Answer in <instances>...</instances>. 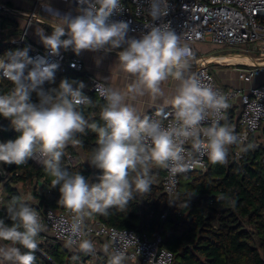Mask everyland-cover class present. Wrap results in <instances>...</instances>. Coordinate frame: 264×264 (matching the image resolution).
I'll return each instance as SVG.
<instances>
[{
    "label": "clouds",
    "instance_id": "1",
    "mask_svg": "<svg viewBox=\"0 0 264 264\" xmlns=\"http://www.w3.org/2000/svg\"><path fill=\"white\" fill-rule=\"evenodd\" d=\"M44 11L61 20L51 26V34L36 30L50 55L59 56L61 49L69 48L76 55L84 50L107 53L120 49V66L135 78L129 91L139 96L147 93L153 99L164 96L162 82L170 77L178 82L170 100L177 121L173 126L165 128L159 120L141 118L136 108L126 103V93L103 84H98L96 91L106 100L101 112L104 124L89 125L80 110L92 104L82 91L83 82L64 78L57 87L45 89L46 82H55L58 65L43 57H31L27 47L9 50L6 58H0V77L13 85L10 93L0 95V116L9 119L19 133L16 139L0 143V163L23 165L39 155L38 162L53 178V187L59 186L58 202L73 213L67 245L79 241L80 250L91 254L94 245L84 238L85 217L93 213L108 215L113 207L123 211L134 192H150L149 164L185 171L199 163L186 162L183 145L188 141L198 155H207L213 164H225L227 146L240 141L232 126L220 124L230 107L228 97L190 72L193 50L169 23H151L140 38L129 37V23L111 19L124 11L121 0H78L79 14L75 16L61 15L49 3ZM148 14L152 22L162 20L168 15V0H149ZM33 93L38 103L32 101ZM210 117H214L211 124L203 127ZM86 127L98 135V147L90 160L102 170L98 183H90L79 172L70 173L60 164L69 142L82 146L76 134L84 133ZM7 214L12 223L0 219V241L11 243L0 246V258L10 264H35L36 238L45 229L39 213L25 198L13 197ZM124 236L129 242L136 241L134 235ZM17 245L28 251L22 252ZM124 262L122 251L109 259V264Z\"/></svg>",
    "mask_w": 264,
    "mask_h": 264
},
{
    "label": "trees",
    "instance_id": "2",
    "mask_svg": "<svg viewBox=\"0 0 264 264\" xmlns=\"http://www.w3.org/2000/svg\"><path fill=\"white\" fill-rule=\"evenodd\" d=\"M49 29L52 31V27ZM16 49L18 46L12 40L0 41L3 58H6L7 51ZM80 74L72 69L66 73L56 72L55 82H46L44 88L57 87L64 78L76 80ZM12 89V83L1 77L0 95L8 94ZM31 99L38 103L35 93ZM105 105V101L92 94V104L81 106L89 125L104 124L101 112ZM234 118V110L230 109L225 123H237ZM236 125L238 130L240 127L238 123ZM18 135L11 121L0 116V143L14 140ZM76 138L82 146L69 142L63 150L61 167L70 173L79 172L90 183H98L102 170L90 163L93 151L98 147V135L91 127H86L84 133L76 134ZM254 138L256 135L244 145L239 160L232 158L236 146L233 144L227 146V163L213 164L209 160L206 171L180 173L178 192L170 200L163 187L165 168L149 164L150 192H134L133 199L123 211L113 207L108 210V215H91L109 226L134 228L150 237L161 233L162 246L174 252L175 264H264V147L256 146ZM79 148L86 154V160L68 165L67 156L76 155ZM2 166L8 174L3 182L6 202L10 203L13 197H22L23 190L32 188L38 206L65 208L58 202L59 186L53 187V178L42 164L31 158L23 165L2 163ZM38 179H43L49 188L47 194L37 193L34 181ZM166 211L167 217L162 219L161 215ZM0 219L9 225L12 223L8 214ZM21 251L28 250L21 247ZM34 255L35 264H72L78 255L81 259L89 258V254L81 250L70 252L60 242L52 240L39 243ZM100 256L98 264H109L111 256Z\"/></svg>",
    "mask_w": 264,
    "mask_h": 264
},
{
    "label": "built area",
    "instance_id": "3",
    "mask_svg": "<svg viewBox=\"0 0 264 264\" xmlns=\"http://www.w3.org/2000/svg\"><path fill=\"white\" fill-rule=\"evenodd\" d=\"M44 1L46 0H34L32 12L29 14L31 18L36 17V10L39 5L44 4ZM60 1L78 7V0ZM121 5L124 11L114 15L111 19L128 22L131 29L128 33L129 37L140 38L149 30L147 26L151 25V23L157 25L169 23L170 27L181 35L182 42L186 43L194 53V59L191 62L193 73L198 76L203 84L228 97L230 107L225 113V119L220 120L221 125L226 124L225 122L232 106L239 104L237 123L240 129H236V122L230 125L234 131L236 130L235 134L240 141L232 152L234 160H239L242 157L244 145L250 140L251 136L260 133L262 129L263 135L261 137L256 136L253 139V143L256 146L264 147V80L260 84L249 88H221L217 85L213 71L210 68V64L215 62L212 59V55H199L196 46L197 43L207 40L222 46H243L253 41L259 42L254 49L260 52L261 57L256 59L259 63L264 64V0H168V15L163 17L162 20L155 22H152L148 14L149 0H121ZM14 42L19 49H22L27 41L22 37ZM247 51H249V48H247ZM30 56L34 58L43 57L48 62L56 63L58 68L55 73H66L71 69L80 72L83 71L85 65L81 55H70L66 50L61 49L59 56H52L47 48L37 44L31 45ZM228 64L239 65L238 78L246 82L252 81L264 70V66L257 64L256 61L252 63L230 62ZM98 84L108 87L103 81L92 77L91 84L82 91L91 100L92 94H95L99 99L106 102L104 97L96 91ZM144 116L159 120L165 128L177 123L175 109L172 105L155 108ZM212 119L214 117H210L202 126H209ZM183 148L186 162L191 163L193 160H197L199 163L192 165L185 171L165 168L163 187L169 200L178 192L180 173L206 171L208 168L209 159L207 155L200 156L195 153L191 141L186 142ZM32 159L39 163L38 161L41 157L36 155ZM73 160L74 156L69 154L67 156V164L74 165ZM5 173L6 170L3 169L2 174ZM8 204L5 201L3 189H0V216L7 214ZM31 207L37 210L41 222L45 225L44 231L40 232L38 234L39 237L36 238L38 244L52 240L60 242L70 252L80 251L79 241L76 245H67L73 224V213L66 208L56 209L50 205L45 207L32 205ZM161 216L162 219H166L167 211ZM83 229L85 232L84 238L90 239L94 245L93 253L89 254L91 257L88 259H92L89 264H98L101 258L100 252L95 246L98 241L107 244L109 250L107 254L109 256L117 251L124 252L127 262L175 264L174 252L162 246L163 237L161 233L150 237L134 228L109 226L93 215L85 217ZM125 233L128 236L134 235L137 242L134 239L129 242L124 236ZM87 261L84 260L85 263ZM126 261L124 264H128ZM79 264H84L82 259L79 260Z\"/></svg>",
    "mask_w": 264,
    "mask_h": 264
},
{
    "label": "crops",
    "instance_id": "4",
    "mask_svg": "<svg viewBox=\"0 0 264 264\" xmlns=\"http://www.w3.org/2000/svg\"><path fill=\"white\" fill-rule=\"evenodd\" d=\"M54 1L56 0L44 1L45 4L47 3L44 6V8L48 7V3L49 4L55 3ZM57 1L60 2L61 4H66V3L61 2L60 0H57ZM33 6H34V3H33ZM29 8H30V5L29 4L26 5L25 2L21 0H0V41L1 40L6 41L10 39L14 42V41L19 40L20 38L18 39V36L21 35L20 31L22 27H24V32L22 34L23 35L22 37H24L25 40L27 41L26 42L27 48H30L32 44H35V45L37 44L42 47H45V45L40 40V37L36 34V30L42 29L45 31V34L48 35V34H51V31L49 28H51L52 25H56L61 22H59L58 20H56V18H53L52 16L44 14L46 11L43 12L42 10L37 12L36 17L31 18L29 14L32 12L33 8L31 10H29ZM53 9L56 10L55 8ZM30 23H33V26H34L33 28L34 31L31 35H29L30 31L28 32V34H26V29ZM3 29L5 30L2 31ZM63 38H67V37L65 36ZM24 48H25V45L23 46L22 49ZM66 51L70 55L75 54L74 52L71 51V48H69ZM118 51H120V49L112 50L107 53L103 51H98V52H91V51H86V50L81 51L79 55L83 57L85 61V65H84L83 71H80L81 74L77 77L76 81L83 82L85 84V87H88L91 84V78L95 77L103 81L108 86V88L120 90L126 93L127 94L126 103H129L133 107H135L138 114L141 116V118L146 113H148L149 111L155 108L171 106L172 104L170 103V100L175 94V90L178 86V82L172 79L171 77L168 80L162 82L161 89L164 92V96L158 97L156 99H153L147 93L143 96H139V95H136L135 93H131L129 89L131 88L132 84L135 82V78L131 74L123 71L122 67L120 66L118 62V55H117ZM240 54L250 55L254 59L257 58V56L251 55L250 51L247 53L245 52L242 53V51L238 50V52H232V53L225 54V55L238 56ZM0 58H3L1 54H0ZM97 59H99L100 61L99 64L96 63ZM211 64H214V65L217 64V65L211 67ZM211 64H210V68L211 70H214V71H217V69L219 71L220 67L217 68V66H225V67H232V66L236 67L237 66L234 64L220 63V62L211 63ZM239 68L240 66L238 65L235 68L236 71H232V72H236L237 79L236 78L233 79L230 77L232 72H228L227 70H220V73L222 74L221 79L223 81V85L225 88H228V87L249 88L251 86L260 84L264 80V70L260 75L256 76L252 81L246 82V81L240 80L238 78ZM190 72L191 73L194 72L192 68H190ZM231 109L234 110V116H235L234 119L237 120L239 116V104L238 103L234 104ZM262 133H263V129L260 133L256 134V136L261 137L263 135ZM79 150L83 152V154L85 155L84 160H86V154L81 148L77 150V154L74 156L76 157L78 156ZM34 186L36 187L37 193L39 195L47 194L49 192V188L47 187L43 179L35 180ZM2 189H3V182H2ZM22 193H23L22 197L25 198V202H28L31 206L38 205V199L35 197L32 188L23 190ZM10 243L11 242L0 241V246H7ZM95 246L97 250L109 252L108 246L105 242L103 243V242L98 241L95 244ZM127 263L128 264H139L134 261H131V262L129 261ZM0 264H10V262L3 261L2 258H0Z\"/></svg>",
    "mask_w": 264,
    "mask_h": 264
},
{
    "label": "rangeland",
    "instance_id": "5",
    "mask_svg": "<svg viewBox=\"0 0 264 264\" xmlns=\"http://www.w3.org/2000/svg\"><path fill=\"white\" fill-rule=\"evenodd\" d=\"M21 1H24L26 5H30V8L29 10H31L33 7V3H34V0H21ZM55 3H51L50 5L55 8L61 15H64V14H68L70 13L72 16H75V15H78L79 13L77 12V8L78 7H74L72 4H61L60 2H58L57 0L54 1ZM47 4V3H46ZM45 3L42 4V5H39L38 9L36 10V12L38 11H43L45 12L43 9H45L43 6L46 5ZM43 7V9H42ZM29 12V11H28ZM44 14H47L49 16H52L53 18H56V20H58L59 22H61L60 18L55 16V15H50L48 12H45ZM34 26H33V23H30L26 29V34H28L29 32V35H31L34 31ZM21 35L18 36V39L22 38V34L24 32V27H22L21 29ZM259 42H250V44H245L243 46H222V45H219V44H215L211 41H203V42H199L197 43V49H198V52H199V55H204V56H210V55H222V54H229V53H232V52H238L239 51H242L247 53L250 51L251 55H254V56H257V57H261L260 55V52L255 48V46L258 45ZM247 48H249V51H247ZM64 50V49H62ZM72 51V50H71ZM70 51V52H71ZM73 52V51H72ZM212 63H216V62H212ZM217 64H211V67L212 66H216ZM220 67V68H219ZM237 67V66H236ZM236 67H225V66H217V68H219V71L217 69V71H213V74L215 76V80H216V83L218 86H220L221 88H225L224 85H223V81L221 79L222 77V74L220 73V70H227L228 72H232V71H236L235 68ZM230 69V71H229ZM231 78L235 79L237 77V74L236 72H232L231 75H230ZM1 78V77H0ZM237 79V78H236ZM229 88V87H228ZM74 156V155H73ZM85 159V155L83 154V152L81 150L78 151V156H74V160H73V163L74 165L78 162V161H83ZM3 171V166H2V163H0V172ZM7 173V171H6ZM5 173V174H6ZM0 189H2V182L0 181ZM98 252H100L99 254L101 255H104V254H107V252H104L102 250H98ZM88 257H91V256H88ZM81 258L78 256H75L72 260V264H79V260ZM84 260H88L86 263L84 262ZM83 263L84 264H89L91 263L92 259H82Z\"/></svg>",
    "mask_w": 264,
    "mask_h": 264
},
{
    "label": "bare ground",
    "instance_id": "6",
    "mask_svg": "<svg viewBox=\"0 0 264 264\" xmlns=\"http://www.w3.org/2000/svg\"><path fill=\"white\" fill-rule=\"evenodd\" d=\"M212 59L213 61L215 62H220V63H230V62H240V63H252V62H255L257 61V59H250L246 56H243V55H238V56H235V55H213L212 56Z\"/></svg>",
    "mask_w": 264,
    "mask_h": 264
},
{
    "label": "water",
    "instance_id": "7",
    "mask_svg": "<svg viewBox=\"0 0 264 264\" xmlns=\"http://www.w3.org/2000/svg\"><path fill=\"white\" fill-rule=\"evenodd\" d=\"M240 55L246 56V57H248L250 59H254L252 56L247 55V54H240ZM256 62H257V64L264 66V64L259 63L258 61H256ZM7 178H8V174L7 173L6 174H2V172H0V181L1 182H4Z\"/></svg>",
    "mask_w": 264,
    "mask_h": 264
}]
</instances>
